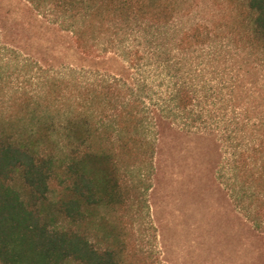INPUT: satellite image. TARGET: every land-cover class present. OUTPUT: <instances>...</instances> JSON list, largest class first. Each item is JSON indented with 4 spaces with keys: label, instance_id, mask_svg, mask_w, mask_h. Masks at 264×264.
I'll return each instance as SVG.
<instances>
[{
    "label": "trees",
    "instance_id": "trees-1",
    "mask_svg": "<svg viewBox=\"0 0 264 264\" xmlns=\"http://www.w3.org/2000/svg\"><path fill=\"white\" fill-rule=\"evenodd\" d=\"M242 1L264 49V0ZM186 2L0 5V264H136L113 216L164 141L204 131L222 132L218 179L264 239V115L235 112L238 83L217 107L209 37L176 23Z\"/></svg>",
    "mask_w": 264,
    "mask_h": 264
},
{
    "label": "rangeland",
    "instance_id": "rangeland-1",
    "mask_svg": "<svg viewBox=\"0 0 264 264\" xmlns=\"http://www.w3.org/2000/svg\"><path fill=\"white\" fill-rule=\"evenodd\" d=\"M18 0H0L17 5ZM176 23L198 25L209 43L199 52L212 79L217 107H227L226 85L254 120L264 115V49L246 39L242 0H187ZM234 107V106H233ZM230 116L234 110L228 109ZM247 115V114H246ZM245 115H243L244 117ZM219 133L171 137L156 156L133 211L113 216L136 264H264V239L233 205L218 179L225 148ZM150 177V178H149Z\"/></svg>",
    "mask_w": 264,
    "mask_h": 264
}]
</instances>
